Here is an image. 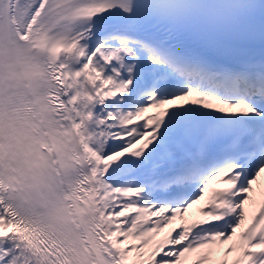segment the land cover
I'll list each match as a JSON object with an SVG mask.
<instances>
[{"label":"snow or ice","instance_id":"1","mask_svg":"<svg viewBox=\"0 0 264 264\" xmlns=\"http://www.w3.org/2000/svg\"><path fill=\"white\" fill-rule=\"evenodd\" d=\"M0 264H264V0H0Z\"/></svg>","mask_w":264,"mask_h":264},{"label":"bare ground","instance_id":"2","mask_svg":"<svg viewBox=\"0 0 264 264\" xmlns=\"http://www.w3.org/2000/svg\"><path fill=\"white\" fill-rule=\"evenodd\" d=\"M192 211H194V210H192Z\"/></svg>","mask_w":264,"mask_h":264}]
</instances>
